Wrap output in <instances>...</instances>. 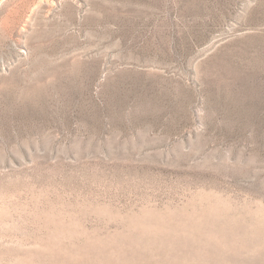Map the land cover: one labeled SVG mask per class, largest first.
I'll return each mask as SVG.
<instances>
[{"label":"rangeland","instance_id":"rangeland-1","mask_svg":"<svg viewBox=\"0 0 264 264\" xmlns=\"http://www.w3.org/2000/svg\"><path fill=\"white\" fill-rule=\"evenodd\" d=\"M0 264H264V0H0Z\"/></svg>","mask_w":264,"mask_h":264}]
</instances>
